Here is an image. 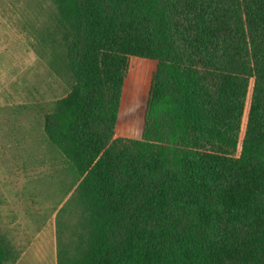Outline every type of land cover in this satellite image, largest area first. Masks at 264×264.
<instances>
[{
	"label": "trees",
	"instance_id": "1",
	"mask_svg": "<svg viewBox=\"0 0 264 264\" xmlns=\"http://www.w3.org/2000/svg\"><path fill=\"white\" fill-rule=\"evenodd\" d=\"M57 2L43 130L80 209L57 264H264V0Z\"/></svg>",
	"mask_w": 264,
	"mask_h": 264
},
{
	"label": "rangeland",
	"instance_id": "2",
	"mask_svg": "<svg viewBox=\"0 0 264 264\" xmlns=\"http://www.w3.org/2000/svg\"><path fill=\"white\" fill-rule=\"evenodd\" d=\"M57 1L0 0V238L13 264L23 252L18 264H57L79 222L78 171L43 130L70 89L51 60L61 55Z\"/></svg>",
	"mask_w": 264,
	"mask_h": 264
},
{
	"label": "crops",
	"instance_id": "3",
	"mask_svg": "<svg viewBox=\"0 0 264 264\" xmlns=\"http://www.w3.org/2000/svg\"><path fill=\"white\" fill-rule=\"evenodd\" d=\"M25 254H26V253L23 252V253H22V257H20V258L17 260V262H16L15 264H18V263L22 260L23 256H25Z\"/></svg>",
	"mask_w": 264,
	"mask_h": 264
}]
</instances>
